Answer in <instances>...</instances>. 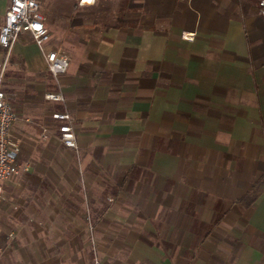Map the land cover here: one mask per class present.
<instances>
[{
  "label": "crops",
  "instance_id": "crops-1",
  "mask_svg": "<svg viewBox=\"0 0 264 264\" xmlns=\"http://www.w3.org/2000/svg\"><path fill=\"white\" fill-rule=\"evenodd\" d=\"M116 5L120 21L74 42L45 20L70 61L58 86L28 33L12 48L1 89L30 170L2 183L5 264H264V191L250 197L264 181L256 0ZM58 112L76 149L58 140Z\"/></svg>",
  "mask_w": 264,
  "mask_h": 264
},
{
  "label": "built area",
  "instance_id": "built-area-1",
  "mask_svg": "<svg viewBox=\"0 0 264 264\" xmlns=\"http://www.w3.org/2000/svg\"><path fill=\"white\" fill-rule=\"evenodd\" d=\"M79 8H88L95 5L96 0H76ZM258 15L264 21V0H256ZM21 33H28L44 55L46 71L56 86L59 78L69 68V58L60 49L51 47L50 33L45 25V18L40 12L39 0H9L4 14L3 23L0 26V47L4 52V59L0 65V202L2 200V183L7 180L20 179L30 170L29 162H20L19 144L9 136L11 126L19 119L12 104L1 89L4 69L10 65L9 57L12 48ZM182 38L192 41L194 33H182ZM43 99L52 102H63V96L57 91H48L42 95ZM52 119L57 122L58 140L68 148L76 149L75 136L72 131L71 118L63 112L52 114ZM45 129L42 138L45 139ZM111 200V199H108ZM87 226L92 230L90 216H86ZM93 246V251H94ZM91 264H102L97 256H94Z\"/></svg>",
  "mask_w": 264,
  "mask_h": 264
},
{
  "label": "rangeland",
  "instance_id": "rangeland-1",
  "mask_svg": "<svg viewBox=\"0 0 264 264\" xmlns=\"http://www.w3.org/2000/svg\"><path fill=\"white\" fill-rule=\"evenodd\" d=\"M75 1L39 0L40 12L45 20L51 22L57 33H64L68 40L73 42L75 39L81 40L91 35L93 30H102L104 24L111 26L116 22L115 18L118 16L116 0H99L88 8L75 7ZM57 40L62 48L66 47L65 41L59 38ZM1 245H5V240ZM6 253L0 250V264H5Z\"/></svg>",
  "mask_w": 264,
  "mask_h": 264
},
{
  "label": "trees",
  "instance_id": "trees-1",
  "mask_svg": "<svg viewBox=\"0 0 264 264\" xmlns=\"http://www.w3.org/2000/svg\"><path fill=\"white\" fill-rule=\"evenodd\" d=\"M75 7H78L76 3H75ZM121 19H122L121 15L115 18L116 21H120ZM103 27L107 28L108 26L104 24ZM262 191H264V181H259L255 184V186L253 187L250 193V197L252 198V200L256 199L262 193Z\"/></svg>",
  "mask_w": 264,
  "mask_h": 264
}]
</instances>
